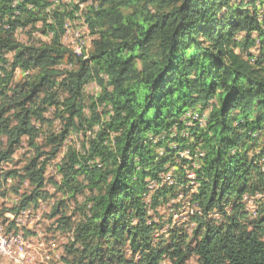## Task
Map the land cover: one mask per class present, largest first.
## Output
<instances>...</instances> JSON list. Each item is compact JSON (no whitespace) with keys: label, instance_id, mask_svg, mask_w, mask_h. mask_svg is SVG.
I'll return each instance as SVG.
<instances>
[{"label":"trees","instance_id":"obj_1","mask_svg":"<svg viewBox=\"0 0 264 264\" xmlns=\"http://www.w3.org/2000/svg\"><path fill=\"white\" fill-rule=\"evenodd\" d=\"M258 1L81 0L91 3L69 10L64 0H0V159L23 137L37 152L24 166L35 187L22 206L37 201L47 160L71 131H91L81 150L67 147L58 168L64 194L90 191L68 264H163L166 258L184 264L188 232L173 230L155 242V227L166 221L150 220L195 187L191 252L200 264H264V14ZM79 10L98 34L87 59L85 49L79 55L62 41ZM18 31L50 40L33 36L24 43ZM63 63L72 69L59 68ZM17 70L22 76L14 83ZM91 80L100 92L87 116L81 89ZM48 107L64 123L62 132L42 133ZM199 107L210 110L206 127L194 124L183 137L182 117ZM40 135L50 149L36 144ZM187 150L191 157H181ZM168 173L171 184L163 183ZM152 181L157 186L148 202ZM246 194H262L256 216L246 211ZM215 210L223 218L209 217ZM126 248L139 253L136 262L128 261Z\"/></svg>","mask_w":264,"mask_h":264},{"label":"rangeland","instance_id":"obj_2","mask_svg":"<svg viewBox=\"0 0 264 264\" xmlns=\"http://www.w3.org/2000/svg\"><path fill=\"white\" fill-rule=\"evenodd\" d=\"M81 0H64L67 4L66 7L71 10L72 4L80 3ZM257 2L260 5L261 14H264V3ZM91 2L80 3V8L85 9ZM263 6V7H262ZM264 17V15L262 16ZM68 31L63 37L64 45L74 50L73 44L77 41L78 36H81L86 41L84 57L87 59L93 48V42L97 38L98 34L92 33L90 27L85 22L81 10L76 13V17L68 20ZM86 27L89 30V34L85 32ZM72 31V32H71ZM70 32V33H69ZM69 34V35H68ZM35 36V40L39 38L42 41L50 40V37L41 35L40 32L35 31L32 36L26 32L18 31L17 37L20 41L27 43L32 42L31 37ZM38 42V41H36ZM260 50V45L252 49L256 54ZM74 67V66H73ZM64 71L71 70L72 65L63 63L59 65ZM20 70L15 73V81L17 83L22 76ZM62 77L57 80L60 84ZM69 82V81H68ZM59 87V86H58ZM55 87L54 89H56ZM83 102L85 103L86 115H90V108L97 99V93L100 92V87L97 81H89L82 89ZM103 107L98 106V113L104 116L102 111ZM209 108L202 109L201 107L196 109H190L186 111L182 117V122L186 126L181 132L183 137H190V129L194 124H198L200 127L205 128L209 119ZM43 116L47 123H39L43 125L42 133L46 134L49 129L60 133L64 129V123L56 117L54 107H48L44 111ZM91 135V131L88 130L87 136L83 132L71 131V134L67 138L65 145L56 154L55 157L47 160L45 166V182L44 186L38 194V199L32 202L30 205L22 206L21 201L23 195H31L33 193L34 185L29 177H24V166L35 156L36 146L31 145L28 142V137H23L21 143L15 146V151L9 156L0 159V223L5 227L7 231H16L23 234L24 238L28 241V248L25 250V257L23 260H16L9 258L5 255H0V264H68L73 259V255H68V249L73 247V243L76 241L77 226L83 220L85 203L87 196H90L89 189H85L83 192L78 193L74 198L64 194L62 190L58 189V184L62 183V175L59 172V165L64 160L67 147L71 146L76 150H81L86 139ZM177 135V128L174 127L172 131L173 136ZM45 135H40L36 140L39 147H43L42 150H48L50 147H45L44 139ZM7 139L4 140V147ZM191 157L190 150L181 154V157ZM45 155L41 156L44 160ZM174 170V169H173ZM189 177H194L193 173L189 174ZM25 178V179H22ZM80 179L83 176L80 175ZM172 183V177L170 173L163 178V183ZM149 192L145 196L146 201H150L156 189L157 183L152 181L149 183ZM195 184L193 185V187ZM20 187V188H19ZM194 189L185 191L182 190L180 194L172 198L169 208H160V214L153 221H160L161 217H164L166 224H161V228L155 227L154 229V241L168 239L170 231L181 230L188 232V244L182 245V251L188 253V259L184 264H200L199 258L191 250L195 246V241L191 240L193 237V230L197 227V222L192 219L193 211H195L196 204L192 202V192ZM262 194H256L254 196L244 195L242 201L246 202V211L253 216H256V210L259 207V202ZM226 210L229 212L232 206H226ZM152 213V212H151ZM209 217L215 219L223 218L222 214L213 211ZM18 223L20 225H18ZM186 240V241H187ZM191 241V242H190ZM77 244L76 247H79ZM75 247V248H76ZM183 253V252H182ZM126 256L128 261H137L139 253L135 256H131L129 248H126ZM27 258V259H26ZM68 259V261H66ZM169 258L164 260L163 264H170ZM127 264V263H125Z\"/></svg>","mask_w":264,"mask_h":264},{"label":"built area","instance_id":"obj_3","mask_svg":"<svg viewBox=\"0 0 264 264\" xmlns=\"http://www.w3.org/2000/svg\"><path fill=\"white\" fill-rule=\"evenodd\" d=\"M85 32L89 34L87 27ZM73 46L75 47L77 54L80 55V52L82 51V45L79 38L73 44ZM18 225L20 224L18 223ZM0 246H2L6 252L15 251L19 256H22V254H24L25 250L28 248V246L25 245L24 237L21 236L20 233L16 231H7L5 230L4 226H0Z\"/></svg>","mask_w":264,"mask_h":264},{"label":"bare ground","instance_id":"obj_4","mask_svg":"<svg viewBox=\"0 0 264 264\" xmlns=\"http://www.w3.org/2000/svg\"><path fill=\"white\" fill-rule=\"evenodd\" d=\"M263 7V6H262ZM68 31V27H67V30H66V32ZM72 32V31H71ZM70 33V32H69ZM66 34V33H65ZM69 35V34H68ZM78 38H79V40H80V43H81V45H82V51L80 52V55L81 54H83V52H84V49H85V46H86V41H85V39H83L81 36H78ZM74 47V46H73ZM74 51L76 52V49H75V47H74ZM77 53V52H76ZM0 226H3L1 223H0ZM20 235L21 236H23V234H21L20 233ZM24 237V236H23ZM24 242H25V245L26 246H28V241H27V239H25L24 238ZM0 255H5V256H7V257H9V258H12V259H16V260H23L24 259V257H25V254H22V256H19L18 254H16V252L15 251H8V252H6V250L5 249H3L2 248V246H0ZM27 259V258H26ZM25 260V259H24Z\"/></svg>","mask_w":264,"mask_h":264}]
</instances>
